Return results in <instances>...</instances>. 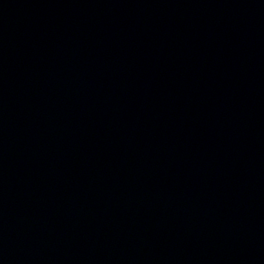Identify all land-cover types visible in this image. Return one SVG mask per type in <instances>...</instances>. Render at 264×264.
<instances>
[{
	"label": "water",
	"instance_id": "95a60500",
	"mask_svg": "<svg viewBox=\"0 0 264 264\" xmlns=\"http://www.w3.org/2000/svg\"><path fill=\"white\" fill-rule=\"evenodd\" d=\"M0 264H264V0H0Z\"/></svg>",
	"mask_w": 264,
	"mask_h": 264
}]
</instances>
